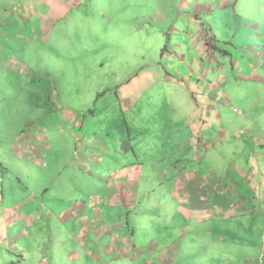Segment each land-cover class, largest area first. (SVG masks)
Here are the masks:
<instances>
[{
  "label": "crops",
  "instance_id": "1",
  "mask_svg": "<svg viewBox=\"0 0 264 264\" xmlns=\"http://www.w3.org/2000/svg\"><path fill=\"white\" fill-rule=\"evenodd\" d=\"M116 1L15 0L17 8L3 21L0 41L9 45L17 40L23 50L28 36L38 44L65 40L62 34L72 35L75 27L85 26L80 20H107L109 25L116 15L115 5H122ZM171 1L191 16L179 18L185 25L173 35L179 46L166 33L170 50L182 51L171 67L183 73L184 85H175L183 101L171 103L165 97L160 101L164 131L158 127L154 134L148 124L137 125L146 94L154 96L153 89L139 85L117 93L119 112L126 113L121 125L126 134H118L119 146L102 145L110 137L111 123L119 122L116 111L112 119L102 116L100 124L83 122L73 127L88 138L83 139L85 148L77 164L70 165L78 172L71 171L64 180L71 184L73 178H80L77 184L87 202L64 194L58 178L48 185L36 183L35 176L29 182L22 180L35 170L40 177L58 173L48 157L45 138L66 133L71 138L69 147L75 148V135L69 130L75 115L67 118L71 123L66 130L51 131L50 122L36 127L27 137L34 150L26 142L9 153L2 144L0 264H264V121L248 119V128L239 134L230 130L235 124H227L226 117H233V103H239L222 91L225 83L264 87V0ZM204 13H209L208 21L203 20ZM97 14L100 19L95 20ZM141 18L149 20L151 15L143 13ZM198 22L209 30L200 29ZM85 29H74L73 39L68 37L83 47L80 55L86 46H104L107 34L96 25L90 27L91 34ZM247 30L253 32L245 36ZM5 49L0 46V52ZM60 51L53 53L58 57ZM177 64L181 67L175 68ZM0 65L3 69L7 64L0 61ZM43 89L50 105L60 104L50 85ZM239 89L244 87L235 90ZM219 101L232 112L222 117L232 146L214 144L226 136L215 124L221 119L216 117ZM92 115L96 116L95 110ZM116 128L120 131V126ZM89 186L93 188L88 190ZM93 189L99 193H92ZM161 204L170 210L164 226L157 223ZM36 235L39 239L43 235L42 241ZM197 249L203 251L198 259Z\"/></svg>",
  "mask_w": 264,
  "mask_h": 264
},
{
  "label": "rangeland",
  "instance_id": "2",
  "mask_svg": "<svg viewBox=\"0 0 264 264\" xmlns=\"http://www.w3.org/2000/svg\"><path fill=\"white\" fill-rule=\"evenodd\" d=\"M256 1L253 0V3ZM116 4L122 5H115L116 15L114 19L110 20L109 25L107 20L91 22L80 20L85 26L80 25L74 28L82 30L86 28L85 30H88L91 34L90 27L96 25L99 29L104 28L107 31L103 40L105 42L103 43L104 46L98 44L99 49H97L98 45L86 46V51L81 55L80 52L83 47L70 40L73 39L74 29L72 35L62 34V36H65L66 41L58 39L47 44H38L31 41L28 36L25 38V41H28L26 43L27 48L23 50L22 43L17 40L9 45L0 41V46L6 48L4 52H0V61L7 64L3 66V69L0 65V150L2 144H6L9 153L12 152L14 146L18 145L23 148V145L29 142L27 137L31 132L36 130V127L41 129L47 126L49 122L53 128L51 131L66 130V126L71 123L67 121V118L70 115H75L74 117H77L76 122L73 123L72 129L69 128L70 132L75 135V148L69 147L71 138L66 133H64L65 136H57L55 139H53L55 134L51 133L50 140L45 138V142L48 143L45 145L49 147L50 151L48 157L52 164L59 168L58 173L60 175L58 176V173L54 171L52 174L45 173L44 177H40L37 170H35V173H32L34 175L27 173V175H23L22 180L29 182L35 176L36 183L48 185L58 178L64 194L70 195L72 198L80 197L86 202L88 199L83 195L84 189L77 184L80 178H73L71 184L64 180L73 170L70 165L72 163L77 164V156L85 148L83 143L88 138L84 131L81 130V133H78L73 127H79L78 124L83 122H85L84 125H87L88 122L100 124L102 116L109 115L112 119L116 111L119 122L115 125L111 123L112 132L109 131L111 133L110 137L105 138L102 143L103 146L106 145L107 148L110 146L114 149L122 143L118 136L126 134V128L121 127L125 123L122 121V115L126 113L124 111L119 112L121 101L117 93L120 94L122 90L129 91L135 85H139L142 89H153V97L146 94L148 100L146 104H143L142 118L137 125L144 126L148 124L154 134L158 132V127L163 131L165 129V119L160 111V101L163 100V97L171 103H174V99L183 101L181 93L175 86L184 85L182 82L183 73L176 72L171 67V63L177 61L175 57H180L182 51L178 49L170 50L167 41L170 38L166 33L172 34V43L179 46L178 42L180 41L173 36L178 28L185 26L179 18L187 19L191 14L186 13L172 3L171 0L161 1V4H158L156 0H149L148 2L117 0ZM142 5L145 6L141 8ZM16 8L15 0H0V29L8 13ZM143 13H149L151 19H142L141 15ZM202 18L208 21L209 13H204ZM98 19H100L99 14L95 17V20ZM234 19L238 22V25L242 23L235 16ZM197 25L200 29L209 30L208 25L204 26L200 22ZM136 30H138V34L134 33ZM218 32L222 34L221 30H218ZM251 32L253 31L247 30L243 34L247 36ZM259 32H262L261 28ZM91 37L92 35L88 36V40ZM53 46H56V48ZM55 49L57 51L61 50L58 57L53 53ZM174 50L175 53H172ZM9 58L12 59L10 65L8 63ZM177 67L181 66L177 64L175 68ZM47 85H50L52 92L55 93L54 95H58L59 100H62L60 104L52 102L53 104L50 105L49 94L43 89ZM149 85H153V87H149ZM237 87H244V90H235ZM222 91L227 98L234 99L239 105L233 103L232 111L235 114H232V112L227 111V108H222L221 101H219L218 111L220 113L216 117H221V119L215 124L220 130H225L226 133L225 120H222V117L229 113L233 117H226L228 118L227 124H235L230 130L236 131L238 134L243 129L248 128L246 122L248 119L255 122L264 121V87L256 84L231 85L225 83ZM220 94L222 95L221 92ZM94 110L95 117L92 115ZM247 110H250V113H247ZM46 112L47 114H45ZM126 121L128 122L129 119H126ZM116 126H120V131ZM213 129L217 130V128ZM91 132L94 133V130H91ZM92 133H88V135L92 136ZM228 133L224 134L226 136L219 138L214 144L221 142V145L232 146L233 139L228 138ZM23 134L24 137H22ZM157 141H160V139H157ZM34 145L32 143L30 147L28 143L30 150L36 149ZM73 151L78 153L74 155L72 154ZM9 156L12 157V155ZM64 166L65 168L61 169ZM74 170L72 171L73 174L78 172L77 169ZM81 173L88 174L82 171ZM91 186L87 189L91 190L93 188ZM33 189L37 190V186L35 185ZM99 189H101V186L97 188V191ZM97 191L93 189L92 193L98 194ZM160 208L161 218L157 223L164 226L169 222L170 210L166 209L163 204ZM139 223L137 222V225ZM36 238L40 242L43 235L40 239L36 235ZM77 249L75 247V251ZM201 250L197 249V255L199 254L197 259L203 255ZM233 252L236 254L235 251ZM221 253L223 252L216 251L215 254Z\"/></svg>",
  "mask_w": 264,
  "mask_h": 264
}]
</instances>
